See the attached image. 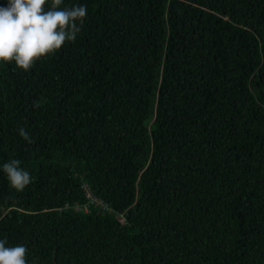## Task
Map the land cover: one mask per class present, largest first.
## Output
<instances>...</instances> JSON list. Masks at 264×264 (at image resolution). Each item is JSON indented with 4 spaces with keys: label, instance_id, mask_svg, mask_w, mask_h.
<instances>
[{
    "label": "trees",
    "instance_id": "obj_1",
    "mask_svg": "<svg viewBox=\"0 0 264 264\" xmlns=\"http://www.w3.org/2000/svg\"><path fill=\"white\" fill-rule=\"evenodd\" d=\"M73 5L75 42L0 62V239L28 264H264V0Z\"/></svg>",
    "mask_w": 264,
    "mask_h": 264
},
{
    "label": "clouds",
    "instance_id": "obj_2",
    "mask_svg": "<svg viewBox=\"0 0 264 264\" xmlns=\"http://www.w3.org/2000/svg\"><path fill=\"white\" fill-rule=\"evenodd\" d=\"M63 0H7L0 6V62L15 63L25 72L30 71L38 60L53 56L68 42H75L81 25L87 17L84 5L60 8ZM19 135L33 143L25 128ZM13 159L3 164L10 185L22 191L32 182L28 171ZM7 240L0 239V264H28V248L18 244L6 247Z\"/></svg>",
    "mask_w": 264,
    "mask_h": 264
},
{
    "label": "built area",
    "instance_id": "obj_3",
    "mask_svg": "<svg viewBox=\"0 0 264 264\" xmlns=\"http://www.w3.org/2000/svg\"><path fill=\"white\" fill-rule=\"evenodd\" d=\"M86 196L89 198L91 197L90 193L86 190Z\"/></svg>",
    "mask_w": 264,
    "mask_h": 264
}]
</instances>
